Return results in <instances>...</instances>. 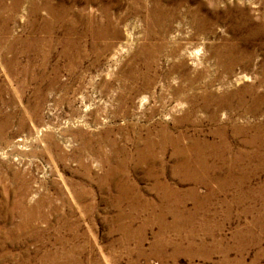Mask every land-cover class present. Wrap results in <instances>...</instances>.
<instances>
[{
    "label": "rangeland",
    "instance_id": "obj_1",
    "mask_svg": "<svg viewBox=\"0 0 264 264\" xmlns=\"http://www.w3.org/2000/svg\"><path fill=\"white\" fill-rule=\"evenodd\" d=\"M263 155L264 0H0V264H264Z\"/></svg>",
    "mask_w": 264,
    "mask_h": 264
},
{
    "label": "bare ground",
    "instance_id": "obj_2",
    "mask_svg": "<svg viewBox=\"0 0 264 264\" xmlns=\"http://www.w3.org/2000/svg\"><path fill=\"white\" fill-rule=\"evenodd\" d=\"M218 98L219 97L214 98V99L218 101V106L220 108H223V107H231L232 102L223 100V99H221L222 97H220L219 99ZM211 100H212V98H211ZM237 105H239V102H238ZM222 126H225V125H222ZM236 132L239 133V125H236ZM162 135H163L164 142H167V140L169 139V137L167 136V132L166 133H163ZM202 140H204V139H202ZM171 141H172L173 144H176L178 146L179 153L181 155H183V160L181 162V166L184 167V168H188V170L189 169H192V171H195L194 169H196L197 167L202 166V164L203 165L206 164L205 161L207 160V156L205 155L206 154L205 152L208 151V150H210V153H209V156L208 157H210L212 155L213 156H216L217 159H219L223 163L226 162V161H228V160L229 161H232V162H238L239 161V153L238 154H235V155H231V154L228 153V151L230 149V140L227 139V137H224V136L222 138H220V140H218V141L216 140L217 142H215V143H209L208 141H198V140H194V141H191L188 145H182L180 139H176L175 138L174 140H171ZM206 167H208V166H206ZM164 188H166V187H164ZM168 188H169V186H168Z\"/></svg>",
    "mask_w": 264,
    "mask_h": 264
}]
</instances>
